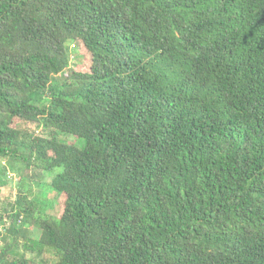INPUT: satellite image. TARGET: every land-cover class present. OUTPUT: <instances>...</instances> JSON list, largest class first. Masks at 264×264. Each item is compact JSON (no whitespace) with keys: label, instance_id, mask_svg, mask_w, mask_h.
Here are the masks:
<instances>
[{"label":"trees","instance_id":"16d2710c","mask_svg":"<svg viewBox=\"0 0 264 264\" xmlns=\"http://www.w3.org/2000/svg\"><path fill=\"white\" fill-rule=\"evenodd\" d=\"M8 156L58 264H264V0H0Z\"/></svg>","mask_w":264,"mask_h":264},{"label":"rangeland","instance_id":"374dc122","mask_svg":"<svg viewBox=\"0 0 264 264\" xmlns=\"http://www.w3.org/2000/svg\"><path fill=\"white\" fill-rule=\"evenodd\" d=\"M79 47L72 53V62L82 67L86 57L84 49ZM16 126L33 136H49L46 128L38 129L36 124L17 122ZM61 139L75 142L76 138L61 135ZM53 174L11 156L0 158V257L4 256L3 264H13V261L58 264L59 259L51 249L36 244L41 235L40 220L59 218L65 200L50 190Z\"/></svg>","mask_w":264,"mask_h":264}]
</instances>
